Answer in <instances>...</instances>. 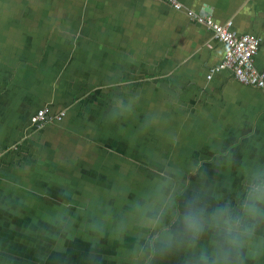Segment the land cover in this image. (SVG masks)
I'll use <instances>...</instances> for the list:
<instances>
[{
    "label": "crops",
    "instance_id": "0c3cea01",
    "mask_svg": "<svg viewBox=\"0 0 264 264\" xmlns=\"http://www.w3.org/2000/svg\"><path fill=\"white\" fill-rule=\"evenodd\" d=\"M176 1L217 24L230 21L238 34H255L261 44L254 66L264 72V0ZM72 6L86 17L108 19L112 43H122V54L110 56L103 48L96 58L75 59L77 68L64 73L56 59L41 56L40 18L68 16ZM63 37L65 45L70 38ZM222 57L208 29L158 0H0V264H187L188 253L180 247L186 200L199 195L210 210L236 204L248 172L264 168V90L241 85L226 71L207 79ZM67 58L73 61H61ZM92 78L112 82L106 93L115 107L72 93L76 82ZM136 99L146 116L158 110L164 115L155 138L166 152L160 162L169 158L172 139H190L191 145L189 153L171 157L189 165L172 168L183 179L176 190L180 205L169 212L161 196L160 203L151 199L142 206L140 223L124 204L132 182H125L113 203L88 195L96 192L105 167L115 172L118 153L131 156ZM44 106L50 115L65 117L31 126V116ZM103 112L111 116L96 115ZM151 153L149 147L144 155L152 160ZM120 165L125 178L139 172ZM88 209L109 213L89 219ZM161 213L158 228L166 227L160 233L167 236H141L136 227ZM169 235L176 242L171 248L165 246ZM147 241L149 248H138ZM246 264H264V253Z\"/></svg>",
    "mask_w": 264,
    "mask_h": 264
},
{
    "label": "rangeland",
    "instance_id": "374dc122",
    "mask_svg": "<svg viewBox=\"0 0 264 264\" xmlns=\"http://www.w3.org/2000/svg\"><path fill=\"white\" fill-rule=\"evenodd\" d=\"M84 14L82 8L72 6L71 13L68 14V16L40 18V25L37 28V41L39 47H42L40 50L41 56H45L48 59H56L55 61L57 62L53 61V63L58 72L64 73L68 68L74 70L77 68L75 59H78L80 56L85 59L96 58L100 54L102 55V53H105L104 49L110 56L117 55V53L119 55L122 54V43L116 41H113L114 43H112V38L115 34L112 33L111 23L108 19L101 20V18L86 17ZM63 35L70 38L67 40L68 42L65 41V45H63V42H60V40H63L64 38ZM33 39L35 41V38ZM55 39L57 40L54 41ZM51 45H53L54 48H51ZM69 56L73 59L72 62L68 58L65 60L67 63L61 61L62 58ZM112 85V82L103 84L92 78L91 82L88 84L84 81L76 82L73 86L72 93H78V95H80L78 100L82 99V101L86 102H97L102 107H107L108 105L115 107V102H112V97L107 96L106 93V91L111 89ZM121 94L122 93H120V95ZM76 100L77 99H74L73 102ZM135 102L134 106L137 110L132 115L134 124L131 129H129L131 141L129 142L128 147L131 156L127 159L124 155H121V152L118 153L117 158L119 160V165H116L117 168H114L115 172L110 170V168L105 167L103 177L98 181L99 183H96L98 184L95 190L96 192H88V195L90 196L94 193H98L95 196L98 203L102 204L104 203L103 201L113 203L114 198H119L120 195L124 194L122 191L125 190V182H132L129 187L126 199L127 202L124 204L126 206L131 205V209H128V211L130 212V215L135 218L136 222L140 223L139 219L143 214L142 206L148 204L151 199L154 201L152 203L159 201L162 202L163 200L164 206L171 209L169 212H173L178 207L181 197L177 194L176 190L179 189L178 183L182 182L183 179L181 176H177V172L173 171L172 168H175L176 170L184 167L185 169L189 165H183L186 164L183 162L179 163L181 159H178V157L174 158L178 159L177 162H174L171 157L183 153H189L191 145L190 139L185 140V138L181 139V137L172 139L168 144L167 150L170 159L165 158L163 162H160L159 159H164L161 152L165 151L162 149L163 146L155 141V138L162 134L163 122L161 120H164L162 119L164 115L159 113L160 111L157 108V113L153 112V115L150 114L146 116L147 110L144 112L141 111L143 109V103L139 102L137 99ZM139 109L141 110L139 111ZM96 115L110 117L111 113L103 112ZM144 138L149 140L146 144L149 143L150 145L147 144V146L143 144ZM183 141L185 144H182ZM149 147L152 151V160L148 159L149 157H145L147 154L144 155L146 149ZM140 154L141 157H139ZM121 163L128 168H135L139 172L133 173L131 171L132 176L130 175L125 178L124 176L127 172L122 168L123 165H120ZM140 178L147 181L145 182V185L147 186L141 185ZM160 196L162 200L160 199ZM98 210L101 211L88 209L86 217L90 219L95 218L96 214L107 216L109 213L102 209ZM146 223L142 222V225H140L139 228L138 226L136 227L140 230L141 236H152L153 239H156L159 234L167 236L165 232L160 233L161 229L163 230L166 227L160 229L158 228L160 226L150 228L146 226ZM172 229H174V227H170L168 230L171 232ZM139 245L138 248H144L143 246H145V249L149 248L148 241L145 242V244L141 242ZM152 256L155 257L154 253ZM76 259L78 260L77 257L73 258L72 262L77 261Z\"/></svg>",
    "mask_w": 264,
    "mask_h": 264
},
{
    "label": "clouds",
    "instance_id": "9594fccd",
    "mask_svg": "<svg viewBox=\"0 0 264 264\" xmlns=\"http://www.w3.org/2000/svg\"><path fill=\"white\" fill-rule=\"evenodd\" d=\"M162 215L146 223L155 228ZM182 247L187 253V264H246L248 258L264 253V168L248 172L243 199L217 204L211 210L199 195L186 200L180 218ZM207 235V242L202 238ZM169 235L165 246L175 244Z\"/></svg>",
    "mask_w": 264,
    "mask_h": 264
},
{
    "label": "built area",
    "instance_id": "2783aa9c",
    "mask_svg": "<svg viewBox=\"0 0 264 264\" xmlns=\"http://www.w3.org/2000/svg\"><path fill=\"white\" fill-rule=\"evenodd\" d=\"M174 11L184 12L189 21L208 29L212 38L222 46V61L209 70L207 79H210L212 73L226 71L237 83L264 90V72L257 71L254 66V58L259 50L261 40L252 33L238 34L231 30V22L226 21L223 24H217L208 17H202L192 10L184 8L176 0H158ZM49 106L38 109L30 118V125L40 128L43 124L60 122L64 114L58 112L56 115H50Z\"/></svg>",
    "mask_w": 264,
    "mask_h": 264
},
{
    "label": "water",
    "instance_id": "95a60500",
    "mask_svg": "<svg viewBox=\"0 0 264 264\" xmlns=\"http://www.w3.org/2000/svg\"><path fill=\"white\" fill-rule=\"evenodd\" d=\"M204 17V16H203Z\"/></svg>",
    "mask_w": 264,
    "mask_h": 264
}]
</instances>
